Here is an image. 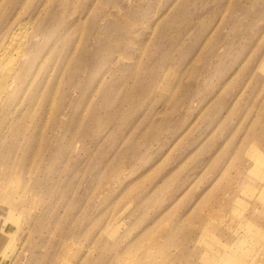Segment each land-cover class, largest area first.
<instances>
[{"label": "rangeland", "instance_id": "rangeland-1", "mask_svg": "<svg viewBox=\"0 0 264 264\" xmlns=\"http://www.w3.org/2000/svg\"><path fill=\"white\" fill-rule=\"evenodd\" d=\"M27 26L0 264H264V0H0V52Z\"/></svg>", "mask_w": 264, "mask_h": 264}, {"label": "bare ground", "instance_id": "bare-ground-1", "mask_svg": "<svg viewBox=\"0 0 264 264\" xmlns=\"http://www.w3.org/2000/svg\"><path fill=\"white\" fill-rule=\"evenodd\" d=\"M30 35H32V31L30 30V28L28 26H27V29L21 28L17 33L14 32L10 36L7 44H5V46H3L1 49L0 60L7 57L9 53L10 54L12 53V54L9 56V58H10L9 62L11 65L7 69L0 71V98L5 94V92L9 88L12 81L14 83V86H16V85L18 86L25 79L27 68L31 64L30 63L31 62V53H32L31 51L33 49V45H32V38L33 37L31 38ZM256 148L262 150V148L260 146H256ZM248 149L251 151L250 154L248 152V156L251 159H253V164L250 166V172L254 173L255 179L260 180L264 174V171L262 170V167L259 166V163H261L262 165L264 164V153H262V155L260 153V155H259L260 160H256L254 158V155H253V148L250 147ZM262 151L264 152V149ZM263 191H264V189H263ZM231 195H233V194H231ZM263 200H264V193H263ZM240 202H244V201L241 199L238 200L237 205H239ZM1 211H0V219H1ZM262 218H263L262 220H259V218L257 219L260 222L259 223L260 227L259 226L256 227L255 225L254 226L257 230L264 231V222H263L264 216ZM3 237H4L3 234H1V232H0V238H3ZM263 238H264V236H263ZM216 240H217L216 242H212L214 245H216V248L212 250V253L214 254L213 255L214 258H208V260L206 261L205 264H209L211 262H216L215 261L216 259L218 260V259L224 258L222 248L226 245L223 244L224 242H221L218 237L216 238ZM258 242H264V239H262L261 241H258ZM3 244H4L3 242H0V247ZM70 248L71 247H69V246H66V248H64V250H65L64 255L70 254ZM220 251L222 253L218 254V252H220ZM73 254H74V252L72 253V255ZM57 260L59 261V259H57ZM57 260L55 261V264L58 263ZM69 260L70 259L65 258L64 264H68Z\"/></svg>", "mask_w": 264, "mask_h": 264}]
</instances>
